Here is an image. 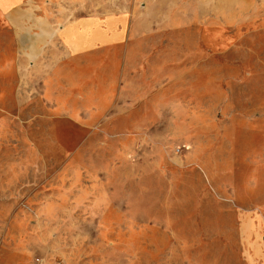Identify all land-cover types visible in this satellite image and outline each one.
Returning <instances> with one entry per match:
<instances>
[{
    "label": "rangeland",
    "instance_id": "374dc122",
    "mask_svg": "<svg viewBox=\"0 0 264 264\" xmlns=\"http://www.w3.org/2000/svg\"><path fill=\"white\" fill-rule=\"evenodd\" d=\"M146 6L145 39L62 62L60 26ZM0 264H264V0L0 12Z\"/></svg>",
    "mask_w": 264,
    "mask_h": 264
},
{
    "label": "crops",
    "instance_id": "0c3cea01",
    "mask_svg": "<svg viewBox=\"0 0 264 264\" xmlns=\"http://www.w3.org/2000/svg\"><path fill=\"white\" fill-rule=\"evenodd\" d=\"M26 1L16 0L10 6H3L0 2V12L6 15ZM156 6L157 4L152 5V8ZM155 16L157 15L151 11V6H146L143 13H138L132 18L130 14L109 16L104 22L99 21L96 17L75 18L68 24L60 26L57 31L56 40L62 55V62H74L79 56L110 46H128L135 40V37L136 40L145 39L154 30L157 23ZM172 22L173 16L170 14L161 23ZM43 27L46 32L51 30L54 32L50 22L44 23ZM125 54L130 56V52ZM64 71L69 70L65 69Z\"/></svg>",
    "mask_w": 264,
    "mask_h": 264
}]
</instances>
